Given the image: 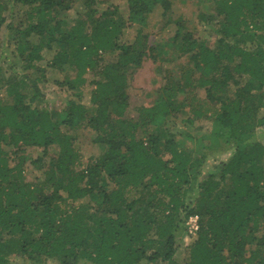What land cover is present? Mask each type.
Here are the masks:
<instances>
[{"label":"trees","instance_id":"16d2710c","mask_svg":"<svg viewBox=\"0 0 264 264\" xmlns=\"http://www.w3.org/2000/svg\"><path fill=\"white\" fill-rule=\"evenodd\" d=\"M76 1L0 0L12 48L0 65V264H179L190 214L199 226L183 264H264V0H199L212 10L197 14L205 36L171 0H126L125 12L81 0L73 17ZM155 10L168 36L151 44ZM147 57L178 63L133 105L130 80ZM48 69L72 72L53 80L72 91L60 109L45 105ZM88 70L98 78L86 102ZM82 129L99 151L80 166ZM32 146L43 147L31 159L45 168L37 183L24 178Z\"/></svg>","mask_w":264,"mask_h":264},{"label":"rangeland","instance_id":"374dc122","mask_svg":"<svg viewBox=\"0 0 264 264\" xmlns=\"http://www.w3.org/2000/svg\"><path fill=\"white\" fill-rule=\"evenodd\" d=\"M112 3H115L121 7L123 12L126 11V0H111ZM173 3L174 12L176 14H181L182 17L185 19V21L188 22L189 28H194L193 32L197 36H205L206 34H210L211 30L209 31H203L201 26L197 25L198 16L197 14L200 11H209L212 10L205 7L209 3L206 2H199V0H171ZM17 9V8H16ZM84 9V5L81 4V0L76 1L73 4V9L70 10L71 16H75L78 11H82ZM8 13V12H7ZM6 15L9 18V14ZM161 16L158 12V10H155L149 15L148 24L143 28V31L149 34V42L151 44H157L162 41H166L167 34L166 31H161ZM10 21V19H9ZM215 21V20H214ZM8 22V21H7ZM7 22L4 23L0 28V65L1 66H7L10 64V49L6 45L9 41V31L7 30ZM136 34V29L134 27H130L125 31V36L128 38L133 37ZM213 37H207V40L213 41ZM8 55V60H5L4 56ZM10 56V57H9ZM115 55H109L104 53L103 54V61L104 63L108 60L114 59ZM102 61V62H103ZM177 61L186 63L187 62V56L181 55L178 56ZM177 61H165L163 63H159L158 60L154 61L151 57L145 58L142 66L137 68L130 80L128 91L130 93V100L133 105H137L141 102H150L152 100V97L154 93L156 92V89L163 84L164 76L160 72V70H173V68L176 67ZM11 63H14L12 60ZM187 65V64H186ZM160 67V68H159ZM7 69H9L7 67ZM71 75L72 72L67 71H60V70H51L48 69L47 75L48 80L45 82H40L39 85L42 88V91L44 93L45 98V105L49 109L56 108L60 109L63 107L64 101L71 96L72 91L64 89L63 87H60L57 83H55L53 80L58 79L61 80L66 75ZM86 78V83L84 85L83 94L84 100L87 102L89 99V94L94 87L93 83L90 81L95 80L98 78V74L96 75L94 71L88 70L87 73L84 75ZM0 95H5V89L3 87H0ZM197 95L200 99L204 97L203 89L197 90ZM132 105V106H133ZM206 105H209L205 103L204 107L206 108ZM130 111L133 112V114H136L132 108L130 107ZM261 115H264V107L260 109ZM200 125L202 127H205L206 129L210 125V119L203 118L201 120ZM92 133V130L90 129H82L79 132L78 141L76 142L80 147V153L82 155L80 166H83L87 161L90 159L91 156L95 155L99 151V147L95 144H93L90 140V134ZM257 138L264 144V127H259L257 130ZM43 147L41 146H32L27 147L26 153L29 155L25 164H24V178L28 182H39L45 178L44 170L38 168L35 164H31V159L36 158L39 155L43 154ZM49 152H53L56 150L55 146H50L48 148ZM226 155H221L220 158L224 159ZM8 161L11 164H13L14 161H17V158L13 157V155H9ZM79 167V166H78ZM207 173V170H206ZM87 199V198H85ZM85 199H81L80 201H83ZM196 219V221H195ZM198 225V219L195 214H190L187 216L185 225H180L176 239H177V251H176V259L179 261V264H183L185 258L187 257V248L188 245L194 241V239L197 237V230H194V225ZM183 247V248H179ZM250 248V247H249ZM186 249V250H185ZM185 250V251H184ZM11 264H25V260L22 258H11ZM30 264L31 262H28ZM45 264H59L57 259L51 258L46 261Z\"/></svg>","mask_w":264,"mask_h":264},{"label":"built area","instance_id":"2783aa9c","mask_svg":"<svg viewBox=\"0 0 264 264\" xmlns=\"http://www.w3.org/2000/svg\"><path fill=\"white\" fill-rule=\"evenodd\" d=\"M195 216H197V215H195ZM197 219H198V217H197ZM195 221H196V219H195ZM196 222H197V221H196ZM198 226H199V225L195 224L194 227H193V229H194V230H197V229H198Z\"/></svg>","mask_w":264,"mask_h":264}]
</instances>
